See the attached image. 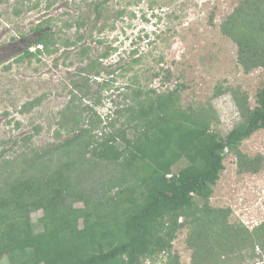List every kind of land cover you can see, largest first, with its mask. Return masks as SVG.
Returning <instances> with one entry per match:
<instances>
[{
	"label": "trees",
	"instance_id": "obj_1",
	"mask_svg": "<svg viewBox=\"0 0 264 264\" xmlns=\"http://www.w3.org/2000/svg\"><path fill=\"white\" fill-rule=\"evenodd\" d=\"M32 1L18 0L14 14L40 7V1L27 7ZM51 6L49 2L47 8ZM94 8L99 20L101 5ZM72 25L67 22L62 28ZM34 30L35 41L16 62L78 43L59 40L58 32L46 30L44 24ZM221 32L237 45V60L245 73L264 68V0H240L222 22ZM86 53L82 49L81 54ZM144 60L140 55L119 67L123 77L130 74V81L119 95L121 101L110 100L105 116L97 110L101 98L95 105H84L89 90L75 93L60 112L57 143L16 151L19 144L29 147L26 143L41 131L37 127L34 134L9 139L10 149L0 151V260L182 264L174 241L187 228L190 264H243L245 257L264 262V221L250 229L231 222L230 208L211 205L227 153L236 157L239 173L257 174L264 167L262 155L252 157L241 149L264 128V84L254 107L249 93L239 87H215L213 98L230 92L241 118L221 136L211 102L184 109L180 100L185 85L160 93L158 87L143 84L136 66ZM90 64L89 72L101 77L97 64ZM87 71L83 68L81 73L86 76ZM170 74L162 68L154 77L163 75L166 83ZM44 98L25 103L20 112L29 113ZM38 211L42 216L34 223L31 216Z\"/></svg>",
	"mask_w": 264,
	"mask_h": 264
},
{
	"label": "rangeland",
	"instance_id": "obj_2",
	"mask_svg": "<svg viewBox=\"0 0 264 264\" xmlns=\"http://www.w3.org/2000/svg\"><path fill=\"white\" fill-rule=\"evenodd\" d=\"M38 1L39 8L24 9L19 16L14 14L18 0L0 4V143H6L0 145V151L12 146L9 139L34 134L37 127L41 131L26 143L29 147L19 144L16 151L44 149L57 143L60 112L75 93L82 95L89 90L84 105H95L101 98L97 110L105 116L112 105L110 100L121 101L119 95L130 81V74L123 77L119 67L140 55L145 60L136 66V72L142 83L158 87L160 93L177 84L185 85L180 100L184 109L211 102L219 117L216 130L221 136H226L241 118L230 92L213 98L217 85L239 87L249 93L252 106H256L257 91L264 84V68L245 73L237 60V45L221 32L222 22L240 0H33L26 6ZM49 2L52 6L47 8ZM96 4L101 5L99 20ZM120 11H125L122 17L118 16ZM67 22L73 25L62 28ZM42 24L46 30L58 32L59 40L78 43L69 48L60 45L52 55L16 62L35 41L34 28ZM82 49L86 55L81 54ZM133 51L138 54L133 55ZM92 61L101 71L99 78L89 72ZM83 68H88L86 76L81 73ZM162 68L171 70L166 83H162L163 75L154 77ZM79 83L83 86L77 89ZM43 95L40 106L29 113L20 112L25 103ZM241 149L252 157H264V128L244 141ZM224 164L211 205L230 208L232 223L253 229L264 221V167L257 174L239 173L232 153L226 154ZM41 216V211L33 213L32 221L37 223ZM187 234V228L181 229L174 241V253L182 264L191 262ZM0 264H9V260L3 257ZM243 264L264 262L263 258L245 257Z\"/></svg>",
	"mask_w": 264,
	"mask_h": 264
},
{
	"label": "built area",
	"instance_id": "obj_3",
	"mask_svg": "<svg viewBox=\"0 0 264 264\" xmlns=\"http://www.w3.org/2000/svg\"><path fill=\"white\" fill-rule=\"evenodd\" d=\"M34 50V49H33Z\"/></svg>",
	"mask_w": 264,
	"mask_h": 264
}]
</instances>
